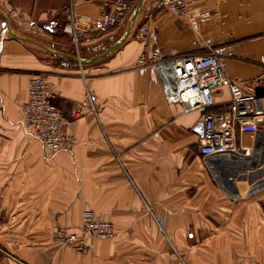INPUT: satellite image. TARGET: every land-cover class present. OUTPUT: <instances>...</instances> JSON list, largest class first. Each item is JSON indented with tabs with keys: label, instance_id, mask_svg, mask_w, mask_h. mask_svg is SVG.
I'll use <instances>...</instances> for the list:
<instances>
[{
	"label": "crops",
	"instance_id": "obj_1",
	"mask_svg": "<svg viewBox=\"0 0 264 264\" xmlns=\"http://www.w3.org/2000/svg\"><path fill=\"white\" fill-rule=\"evenodd\" d=\"M160 3L144 0L126 41L82 64L120 42L133 14L98 34L95 0H0V264H264V191L235 199L231 172L200 154L202 114L169 104L156 69L137 67L145 48L215 53L231 80L264 96V0H199L196 12L213 18L195 28ZM72 5L92 29L77 45L64 32ZM34 75L54 87L77 140L71 151L51 156L21 126ZM214 97V111L225 109L230 89ZM259 125L240 140L264 170V118ZM87 209L117 238H89L87 255L55 244L52 228L80 233Z\"/></svg>",
	"mask_w": 264,
	"mask_h": 264
},
{
	"label": "built area",
	"instance_id": "obj_2",
	"mask_svg": "<svg viewBox=\"0 0 264 264\" xmlns=\"http://www.w3.org/2000/svg\"><path fill=\"white\" fill-rule=\"evenodd\" d=\"M95 1L101 8L95 33L106 34L134 14L139 0ZM198 1L162 0L160 5L177 17L187 18L190 26L195 28L213 18L209 11L196 12L194 5ZM149 30L147 24L139 28L138 39L141 42L147 40ZM64 32L72 37L76 45L81 37L92 33L85 19L74 12L73 5L67 10ZM137 67L156 69L169 104L181 105L184 114H202L200 154L205 160L216 159L223 164L220 174L222 170L224 174L231 172L226 180L236 189L233 194L235 199L264 191V170L253 159L254 151L244 147L240 140L243 135L253 137L259 133V122L264 118V96L250 94L231 80L225 63L215 53L163 57L158 51L145 48L137 60ZM221 87L230 89L231 101L228 107L216 112L214 91ZM55 99L54 87L46 76L34 75L28 82L26 99L19 106L22 128L51 156L71 151L77 145L76 138L66 131L69 121L57 107ZM85 113V110H80L78 117ZM117 236L111 222L89 209L82 214L80 233L59 225L52 228L54 243L78 255L89 253V238L114 240Z\"/></svg>",
	"mask_w": 264,
	"mask_h": 264
},
{
	"label": "water",
	"instance_id": "obj_3",
	"mask_svg": "<svg viewBox=\"0 0 264 264\" xmlns=\"http://www.w3.org/2000/svg\"><path fill=\"white\" fill-rule=\"evenodd\" d=\"M143 2H144V0H140V2H139V4H138V6L136 7L135 12H134V14H133V17H132V20H131V23H130V26H129L128 32H127L126 36H125L120 42H118L115 46H113L112 48H110L109 50H107L104 54H102V55H100V56H98V57H95V58H93L92 60H81V63H82V64H87V63H90V62H97V61H99L100 59L107 57V56H108L109 54H111L114 50L118 49V48H119V47H120V46L126 41V39L128 38V36L130 35L131 30H132V28H133V25H134V23H135V21H136L138 15H139V13H140V9H141V7H142ZM3 26H6V24H3ZM1 36H2V34H1V32H0V37H1ZM13 36H14V35H13ZM14 38H17V37L14 36ZM19 39L22 40V38H19ZM0 46H1V44H0Z\"/></svg>",
	"mask_w": 264,
	"mask_h": 264
},
{
	"label": "rangeland",
	"instance_id": "obj_4",
	"mask_svg": "<svg viewBox=\"0 0 264 264\" xmlns=\"http://www.w3.org/2000/svg\"><path fill=\"white\" fill-rule=\"evenodd\" d=\"M145 1L150 2V1H152V0H145ZM157 1H162V0H157ZM128 27H129V25H128ZM1 251H3V252L5 253L4 250H1V249H0V253H2ZM2 254H3V253H2Z\"/></svg>",
	"mask_w": 264,
	"mask_h": 264
}]
</instances>
